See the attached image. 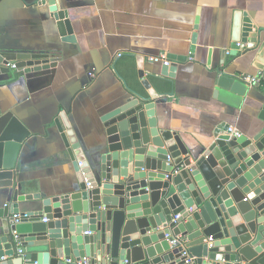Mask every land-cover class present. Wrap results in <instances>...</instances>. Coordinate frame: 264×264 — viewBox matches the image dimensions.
<instances>
[{
    "label": "water",
    "instance_id": "water-1",
    "mask_svg": "<svg viewBox=\"0 0 264 264\" xmlns=\"http://www.w3.org/2000/svg\"><path fill=\"white\" fill-rule=\"evenodd\" d=\"M55 17L62 34L73 32L66 10ZM231 39L216 88L237 107L250 86L229 63L243 57L264 71V25L237 10ZM48 56L0 46V73L47 69ZM174 71H139L103 117L99 156L84 152L66 112L55 118L76 175L58 194L25 192L18 163L32 132L13 111L0 113V264H264V94L248 134L222 122L199 148L156 114Z\"/></svg>",
    "mask_w": 264,
    "mask_h": 264
},
{
    "label": "crops",
    "instance_id": "crops-1",
    "mask_svg": "<svg viewBox=\"0 0 264 264\" xmlns=\"http://www.w3.org/2000/svg\"><path fill=\"white\" fill-rule=\"evenodd\" d=\"M58 9L67 11L72 33L60 31ZM237 10L264 25V0H0L2 49L47 54L43 63H54L30 72L11 65L0 73V113L13 111L32 132L18 163L25 192L58 194L76 180L54 122L60 113L68 114L84 152L99 156L107 146L104 115L129 96L140 70L160 73L164 60L175 71L172 94L156 100L160 123L199 148L222 122L248 134L264 85L249 87L237 107L216 88L215 69L231 49ZM159 56L164 59L152 60ZM228 69L264 73L243 57L231 59ZM20 204L27 210L40 201Z\"/></svg>",
    "mask_w": 264,
    "mask_h": 264
},
{
    "label": "built area",
    "instance_id": "built-area-1",
    "mask_svg": "<svg viewBox=\"0 0 264 264\" xmlns=\"http://www.w3.org/2000/svg\"><path fill=\"white\" fill-rule=\"evenodd\" d=\"M164 57L159 56V57H153L152 60L153 61H159V60H163ZM164 64L168 65L169 61H165L164 60ZM12 67L15 68V65H12ZM239 77V79L245 81L250 87L256 86V85H264V73H258V74H238L237 75ZM230 130H234L232 129V127L230 128ZM241 133L238 131L236 132V136H240ZM178 216H176L175 218H177ZM46 220V219H44Z\"/></svg>",
    "mask_w": 264,
    "mask_h": 264
}]
</instances>
